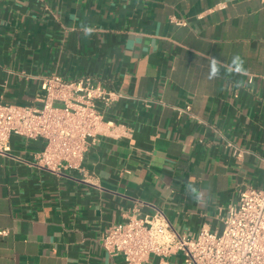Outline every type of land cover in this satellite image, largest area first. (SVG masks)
Instances as JSON below:
<instances>
[{
    "label": "crops",
    "instance_id": "0c3cea01",
    "mask_svg": "<svg viewBox=\"0 0 264 264\" xmlns=\"http://www.w3.org/2000/svg\"><path fill=\"white\" fill-rule=\"evenodd\" d=\"M52 73L124 94L118 125L89 146V179L39 167L44 141L11 137L0 264H125L100 243L110 225L162 211L179 233L221 231L240 192L264 188V0H0V100L38 103Z\"/></svg>",
    "mask_w": 264,
    "mask_h": 264
},
{
    "label": "built area",
    "instance_id": "2783aa9c",
    "mask_svg": "<svg viewBox=\"0 0 264 264\" xmlns=\"http://www.w3.org/2000/svg\"><path fill=\"white\" fill-rule=\"evenodd\" d=\"M254 80L255 75H250L248 81ZM41 88L36 104L0 100V152L10 150L14 135L42 139L44 146L35 155L39 167L56 174L75 170L89 179L86 153L118 125L107 113L124 94L91 75L70 79L48 74ZM182 110L192 112L190 105ZM235 152L238 157L242 154L239 149ZM223 223L221 231L204 224L197 235L190 236L176 231L167 216L157 211L110 225L100 243L110 255H122L125 264H143L151 255L167 257L179 252L189 264H264V188L242 190Z\"/></svg>",
    "mask_w": 264,
    "mask_h": 264
},
{
    "label": "clouds",
    "instance_id": "9594fccd",
    "mask_svg": "<svg viewBox=\"0 0 264 264\" xmlns=\"http://www.w3.org/2000/svg\"><path fill=\"white\" fill-rule=\"evenodd\" d=\"M85 32L86 34H91L92 32V29L91 28H87L85 29ZM210 68H211V71L209 72V79H213L217 76L218 74V65L220 64L219 60L215 57H212L211 60H210ZM243 60L241 59V57L239 55H236L232 58V61H231V66L233 67V70L236 71L237 73H242V72H245V69L243 67ZM246 74V73H245Z\"/></svg>",
    "mask_w": 264,
    "mask_h": 264
}]
</instances>
